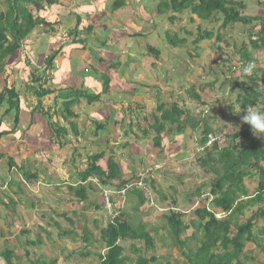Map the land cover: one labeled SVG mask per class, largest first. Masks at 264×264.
<instances>
[{
	"label": "rangeland",
	"instance_id": "1",
	"mask_svg": "<svg viewBox=\"0 0 264 264\" xmlns=\"http://www.w3.org/2000/svg\"><path fill=\"white\" fill-rule=\"evenodd\" d=\"M241 1L246 4L244 14L264 18V0ZM27 6L35 12L33 5L27 4ZM7 7V0H0V11H5ZM48 9L52 10L50 18H54L55 13H53L52 6L45 9L47 14H49ZM84 9L87 7L85 6ZM154 13L158 14L157 11ZM34 14L39 15L37 12ZM178 14L181 15V20L174 22L176 23L174 25L177 26L176 30L179 29V26H185L190 31L186 44L173 49L171 54L174 58L172 57V59L175 62L177 59L179 60L175 63L177 74H183L187 68L192 73L193 78L190 75L189 77L193 80V87L186 93L183 92L184 86H180L178 89H182L178 94L171 87L172 89L169 90L171 96L160 93L159 103L165 104L167 109L177 103L184 111V115L182 117L183 124L179 127L181 130L174 126H172L173 131L165 130L161 134L162 139L159 147L155 146L154 137L156 134L149 127L152 121L146 119L154 115L155 104L144 101L146 105L143 108V102L140 103L142 108L139 112L136 111V115L141 114L139 121L142 125L131 128L130 131V126L127 123L131 119V114L127 110L128 105H134V101L121 102L120 107L119 102L113 103L114 101L110 99L112 96L107 97V95H101L104 105L101 102L93 101L95 109L92 107L93 102L89 104L86 99L83 102L84 107L87 106L88 110H93V115L99 105L105 106L102 108L103 111H106L104 120L99 119V121L106 122L109 131L106 128L101 132L102 138L99 142H89L91 136L95 137L93 133L97 129L96 122H94L95 124L90 122L81 124L82 120L78 122L81 126L84 125L83 134L88 140L79 141L78 138L76 141L77 137L73 138L75 134L73 129H70V124V130L66 136L57 135L52 130L50 134L45 133L44 139L19 136L13 140L18 142V145L12 149L8 142L15 135L13 137L3 136V139L8 140L5 144L6 147L9 146L2 149V151H6L2 157L4 167L6 169L9 167L8 161L11 156L7 154L11 153L16 157L21 168L18 172L14 171L10 175L12 178L9 175L6 176L7 179H10L12 187L5 183L0 185V191L3 192L0 197V264H44V262L50 264H100L99 254L107 252L106 244L101 239L102 231L113 216L119 215H122L124 221L145 228L153 243L152 246H149L142 239L120 241L124 248V255L128 257L126 264H136L139 256L155 257L156 261L151 264H186L188 259L186 254L190 253L189 250L196 251L202 239V232L199 227L200 219L195 215L194 210L205 206L214 208L209 193L215 175L201 165L202 159L206 156V150L200 145L204 126L207 124L212 129L207 142V147L210 149L214 142L220 147L228 145L233 134L246 124L240 120V115H243L244 112L236 115L233 113V107L229 105L234 104L237 108L246 109L241 104L244 91L241 87H237L235 90L231 88L236 83H246L250 88L264 89V47L256 49L250 43V40H256L258 37L259 21L250 24L230 23L222 28V17L213 21H200L196 16L193 18L192 13H189L188 10ZM61 15L62 17L59 18L61 24L54 23L57 30L62 34L70 32L75 24L74 20L64 16L63 13ZM72 18L74 19V17ZM162 23L163 30L170 27L168 22ZM174 25L171 27L173 28ZM43 29L47 30L43 25L35 28L36 37L26 38L22 43V49L9 60L8 67L11 70H8L11 75L8 76L7 84L13 85L18 91L21 107L19 113L23 107L34 105L40 99L37 92L35 94L32 90L33 84L37 86L40 84V82L31 79V76L36 72L34 67L39 66L40 70L45 69L43 68L44 55L47 52L57 51L62 44L60 42L62 34H58V32L54 36L56 40L54 37L47 39L42 36L41 41H38L37 38L43 34ZM204 30L212 31V38L205 39L198 45L194 44L193 40L198 33ZM48 33L51 32L47 31L46 34ZM181 33H183L182 30ZM179 36L180 38L184 37L181 34ZM49 37L51 36L49 35ZM27 39L29 42L26 41ZM29 49L33 55L29 53ZM28 55L32 58V64ZM253 60L255 68L251 75L245 74L243 68L232 69L233 62ZM75 62V59L71 61L72 64ZM77 65L78 63L74 64V71L77 75H81L79 69L77 70ZM91 68L96 70L94 65ZM32 71L34 72L32 73ZM69 75V72L65 71L62 76L68 78V85L71 86ZM83 75L88 76V73L83 72ZM74 78L76 81L77 77ZM160 82L165 85V77H162ZM46 83L44 88H49L50 85ZM66 91L68 89L64 90V92ZM50 94L41 97V103L54 104L55 101V108L59 106L60 111L67 114L61 100L56 101L54 94L49 96ZM221 96L228 104L218 98ZM147 98L151 100L149 97ZM41 103L39 106L42 105ZM78 108L79 105L75 109ZM131 108H133L132 105ZM5 109L6 106L0 108V128L8 125L7 120L13 119L14 121V112L4 115ZM38 110L41 118L44 117L45 120H48V116L45 115L47 112L40 108ZM48 112L52 114L50 110ZM157 115L159 116L160 113ZM78 116L76 120L80 117ZM50 117L53 120V116ZM67 117L74 118V116L66 115ZM133 120L131 119V121ZM194 120L200 122L195 129L191 125ZM12 127L14 128L15 125ZM145 130L147 133H144ZM131 134L135 136L132 137ZM21 139L24 140L21 141ZM14 145L15 143H12V146ZM98 153L104 154L98 161L104 169H107L108 158L113 157L120 165L121 172L125 177L123 180L126 182L149 168L154 169L155 166L157 170L154 169V172H151L148 180L151 189L150 195L154 198L155 203L150 205L146 199L143 205H138L137 194L134 193L135 191L129 190L121 203L114 208V210L117 209L116 212L114 213L113 210L110 214L105 208L101 196V187L104 185L97 178H91L84 185L87 188V195L82 200L75 190L81 186L79 185V174L88 166L91 161L90 156ZM159 167L161 168L159 169ZM34 171L36 176H32ZM26 173L32 177L28 178ZM244 183L249 194H253L258 185V176H255L254 179L247 177ZM257 208V205L250 207L242 215L233 219L232 230H235L240 223H244L256 212ZM215 211L218 218L224 216L221 210L215 209ZM172 213H181L183 221L188 225V228L180 235V239L186 242L184 248L179 246L169 227L167 218ZM263 230L264 216L259 214L254 220L252 229L258 246L261 243L264 244ZM258 246L254 242H247L240 257L242 262L263 264L260 256L264 257V251ZM5 250L11 251L10 262L4 259L2 252Z\"/></svg>",
	"mask_w": 264,
	"mask_h": 264
},
{
	"label": "trees",
	"instance_id": "2",
	"mask_svg": "<svg viewBox=\"0 0 264 264\" xmlns=\"http://www.w3.org/2000/svg\"><path fill=\"white\" fill-rule=\"evenodd\" d=\"M7 3V9L0 11V108L6 106L4 115L14 112L16 127L20 121L19 110L21 107L17 89L13 85L7 84L8 76L11 75V68L8 67L9 60L22 49L23 41L35 28L40 25L51 26V23L42 14L49 6L60 4L59 0H7ZM27 4L33 5L35 12L39 15H35V12L30 10ZM119 6L120 4L117 3L116 7ZM245 8L246 4L241 0H164L158 4L157 10L159 13L166 11L175 13L169 18L171 20L177 19L176 14L183 13L185 10H188L192 16H196L200 21H213L222 17V28L230 23L250 24L259 21L258 37L256 40H250V43L256 49L264 47V18L244 14ZM212 35V31L204 30L198 33L193 43L198 45L201 41L212 38ZM166 39L173 47L181 46L185 42V39L179 38V35L177 36L171 31L167 32ZM150 49L152 48L150 47ZM57 53L58 50L45 57L43 67L45 69L41 71L45 70L46 72L48 70ZM158 53V51L153 50V54L156 56H159ZM242 62L247 63L248 61ZM34 70L38 72L40 68L34 67ZM32 78L40 82L36 92L40 98L38 103H41V97L51 93V90L44 88V83H42L43 78H48V74L43 73L40 76L33 74ZM108 87L109 81L106 76H103V89L98 94H91L86 90H71L65 97L67 100L63 103L67 115L74 116L71 107L77 103L78 99L83 97L88 102L99 100L101 94L108 91ZM237 87H241L244 91V95L241 97L242 107L247 108L248 104L258 102L264 108V89H253L246 83H236L231 89L235 90ZM156 112L160 115H153V123L149 127L155 132L154 144L159 147L162 139L161 134L165 130L173 131L172 126L178 129L183 124L184 111L177 104H174L170 109L161 104L157 107ZM45 115L48 116V125L57 135L68 133L66 127H61L59 123L51 120L48 113ZM199 123V121L194 120L191 125L195 129ZM70 127L75 129V124L70 123ZM211 132L212 129L205 124L200 145L206 150V156L202 159L201 165L215 175L209 193L214 209L208 210L207 207H203L194 210L195 215L200 219L199 227L202 232V239L196 251L193 252L190 249V253L186 254L188 258L186 264H244L240 257L245 244L247 242L256 243L252 231L254 220L259 214L264 216V138L254 136L250 126L245 124L233 134L228 145L220 147L214 142L209 149L207 142ZM9 133L11 130L7 126L0 128V139ZM144 133H147V130ZM59 145L62 147L61 142ZM103 156V153L90 156L91 161L88 166L79 174V185L81 186L75 190L82 200L87 195V188L84 185L90 178H97L103 185H106L112 184L114 180H120L122 177L121 168L112 156L107 160V169L98 163ZM2 157L3 153L0 152V159ZM8 163L10 167L14 166V158L10 157ZM26 175L28 178L33 175L36 176V174L30 176L28 173ZM255 176H258V185L254 193L249 194L244 180L247 177L254 179ZM134 193L138 196V205H143L146 201L144 193L140 190H136ZM256 205L258 206L256 212L244 223L236 226L235 230H232L233 219ZM215 209L221 210L225 215L218 218L215 215ZM167 219L174 238L179 246L184 248L186 242L180 239V235L188 228V225L183 221L181 213H172ZM101 239L106 244L107 252L99 254L100 264H126L128 257L124 255V248L120 244L122 240L142 239L147 245H153L152 238L145 228L124 221L122 215L117 216L107 225L102 231ZM262 249L264 251V248ZM2 254H4V259L10 262L11 251L5 250ZM155 261V257L139 256L136 264H151Z\"/></svg>",
	"mask_w": 264,
	"mask_h": 264
},
{
	"label": "crops",
	"instance_id": "3",
	"mask_svg": "<svg viewBox=\"0 0 264 264\" xmlns=\"http://www.w3.org/2000/svg\"><path fill=\"white\" fill-rule=\"evenodd\" d=\"M162 1L164 0H59L60 5L52 6L55 19L50 18V12L52 10L49 11L50 9H48L49 14L45 11L42 16L51 23V26H44L47 30L43 29V34L39 35V38H37L38 41H41L42 36L50 39L57 34L56 32H58V34L61 33V31L57 30L56 24H54L60 22L59 18L62 17V15L60 16L61 13L75 22L70 32L61 33V47L58 49V53L48 70L46 72L40 70L34 73L35 75L38 74V76L43 73L48 74V78H43L42 83L45 84L47 82L50 85L49 88L53 93L49 96L54 94L55 100L57 101L60 99L63 105L64 101L67 100L65 97H67V94L71 90H86L91 94H98L103 89V76H106L109 81L108 91L101 95H107V97L112 96L110 99L114 101L113 103L119 102L120 107L122 104L121 102L126 100L134 101V105L131 104L133 108H131V105H128L127 110L128 113L131 114L130 118L134 119L133 121H131V119L128 120L127 123L131 131V128L142 125L139 121L141 114L136 115V111L138 110L139 112L142 108L141 102H143V108L146 105L144 101H149L150 103H154L157 109L159 105L163 104L158 101L160 93L163 95H170L169 90L172 89L171 87H173L178 94L181 93L180 90L182 89H178V87L184 86L183 92L187 93L188 90L193 87V80L190 79V77L193 78V75L187 70L188 68L183 74H177L175 72V63L179 60L177 59L176 62L173 61L172 57L174 58V56L171 53L174 48H180L186 44L189 36L188 31L190 30L185 26H179V29L176 30L177 26L174 25L176 24L174 22H176V20H181L180 14H176L177 19L171 20L169 18L175 13L170 11L164 13L158 12V4ZM117 3L120 4L119 7H116ZM85 6L87 9H84ZM154 11H157L158 14H155ZM165 14H167V16L164 17ZM72 17H74V19ZM192 17L194 18V16ZM162 22H168L170 27L163 30ZM179 24L181 25V22ZM173 25L174 27L172 28L171 26ZM181 30L183 33H181ZM47 31L51 32L48 33L51 37L46 34ZM170 31L174 32L175 35L177 34V36L179 34L184 35L182 39H185V42L178 47L170 45L166 39V34ZM35 32L36 31L33 30L27 38L31 36L36 37ZM54 39L56 40L55 37ZM26 41L29 42V39ZM150 47L152 49H150ZM153 50L158 51L159 56L153 54ZM29 53L33 55L31 49H29ZM50 53L51 52H47L44 56L46 57ZM28 58L32 64L31 56L28 55ZM73 59L76 60L75 63H78L77 70L79 69L81 75L75 73V63H71ZM180 63H182V61H180ZM92 65L96 67V70L91 68ZM65 71H68L70 74L72 87L68 85V78L62 76ZM33 72L34 71H32V73ZM83 72L88 73V76H84ZM74 77H77L76 81H74ZM162 77H165V85H162L160 82ZM168 78H170L169 81H167ZM31 79H33L32 76ZM180 79L181 81H179ZM65 88L68 89V91L64 92V90H66ZM36 89H38V86L33 84L32 90L35 94ZM147 97L151 100H148ZM101 98L100 96V99L96 101L104 105ZM84 99L86 98L82 97L78 99L77 103L71 107V112L73 111L75 113L74 118H66L67 114L60 111L59 106L55 108V101L54 104L42 103V105L39 106V103L36 102L34 105L31 104V106L23 107L22 111L19 113L20 121L16 128L12 127V125H15L13 124V119L11 121L7 120V127L11 130V133L5 136L13 137L15 135V137L9 142L2 137L0 139V152H6L2 151V149L6 147V142L9 143L10 149L16 147L18 142L13 140L19 136H32L37 137L35 139H44L45 133L50 134L51 127L44 117L41 118L38 108H40V110L44 109L48 114V110H50L53 115H49L53 116V120L56 123L59 122V126L66 127L67 130L73 129V127L69 129L70 123L75 124V129H73L75 135L73 138L75 139V137H77L76 141H78V138L79 141L88 140L83 134L85 130L84 125L81 126V124H84V122L95 124L94 122H96L95 125L97 129H95L93 133L95 137L91 136L89 142H99L102 138L101 132L105 131L106 128L109 131L108 124L99 121V119L104 120L106 111H103L102 108L105 106L99 105L98 110L93 115V110H88L89 108L86 105V107H84ZM92 102L88 103L91 104ZM77 105H79V108L75 109ZM94 105L93 102V109H95ZM163 105L165 106V104ZM177 105L180 106L179 104ZM87 114H89L88 117ZM154 114H157L156 110ZM77 116L79 118L76 120ZM152 117L146 119L152 121ZM107 119L109 120V117ZM146 119L144 120L145 123L147 121ZM80 120H82V123L80 122L81 124L78 122ZM152 123L153 121L150 125H152ZM67 134L68 133L63 134V136ZM131 135L132 137L135 136L134 134ZM70 137L72 138V136ZM97 137L99 139H96ZM23 140L24 139H21V141ZM12 143H15V145L12 146ZM8 147L9 146L6 148ZM7 155L14 158L15 165L14 167H8L6 169L4 167V162H2L3 159H0V185L5 183L7 186H10V179H7L6 176L9 175V177L12 178L10 175L14 173V171L18 172L17 168H19L18 166L20 164L11 153ZM32 173H35V171ZM2 195L3 192L0 191V197ZM254 244L258 246L257 243ZM258 247L262 249L264 248V244L261 243ZM260 259L264 264V257L260 256ZM244 264L252 263L247 262Z\"/></svg>",
	"mask_w": 264,
	"mask_h": 264
},
{
	"label": "clouds",
	"instance_id": "4",
	"mask_svg": "<svg viewBox=\"0 0 264 264\" xmlns=\"http://www.w3.org/2000/svg\"><path fill=\"white\" fill-rule=\"evenodd\" d=\"M236 62H242V61H236ZM236 62H233L232 63V66L234 63ZM250 62H253V63H249L246 67H244L243 71L245 74H248V75H251V73L253 72L254 68H255V62L254 61H250ZM233 69V68H232ZM220 98L224 103L225 100L223 98V96L221 97H218ZM228 104V103H226ZM233 107V113L236 114V115H240V113L243 111L244 114L243 115H240V120L242 123H246L250 126V130L251 132L253 133L254 136L258 137V138H264V108L261 107V105L257 102L256 104H248L247 105V108L242 110L241 107L240 108H237L234 104H229ZM238 127V126H237ZM239 129V127H238ZM10 167V166H9ZM14 167V166H12ZM19 168L20 165L18 166ZM11 168V167H10ZM19 168H17L19 170ZM161 167H159L160 169ZM153 169V168H152ZM154 169H156V167L154 166ZM153 169V170H154ZM83 171V170H82ZM32 174H35V173H32ZM125 177L124 175L122 174V177L120 178V180H114L113 183L111 184H106L104 186L101 187V190L103 187L105 186H111V187H116V186H120L124 183H126V180H123ZM91 179V178H90ZM89 179V180H90ZM131 181V180H129ZM128 182V181H127ZM84 184V183H83ZM136 190H140L142 191L141 189H137V188H134L132 189L131 191H136ZM129 191V190H128ZM143 192V191H142ZM144 193V192H143ZM127 194V193H126ZM145 195V193H144ZM102 196V195H101ZM126 196V195H125ZM146 197V196H145ZM125 198V197H124ZM123 198V199H124ZM147 199V197H146ZM103 200V199H102ZM122 200H117V199H114V203H115V207L112 208V211L110 212L106 205H105V208L110 212V214L113 212L114 208L117 207V205H119L121 203ZM104 203V202H103ZM206 207V206H205ZM208 210H211V209H214V208H209L207 207ZM117 209L114 210V213L116 212ZM215 212V215L217 216V212L214 210ZM222 212V211H221ZM118 213H119V210H118ZM224 214V213H223ZM225 215V214H224ZM117 216H113L112 220L110 222L113 221L114 218H116Z\"/></svg>",
	"mask_w": 264,
	"mask_h": 264
},
{
	"label": "built area",
	"instance_id": "5",
	"mask_svg": "<svg viewBox=\"0 0 264 264\" xmlns=\"http://www.w3.org/2000/svg\"><path fill=\"white\" fill-rule=\"evenodd\" d=\"M249 63H253V62H247V63L236 62L233 64L232 68L233 69H236V68L244 69V67H246ZM204 112H207V110H204ZM151 172H154V170L152 168H149L145 172L139 175L137 174L135 178H133L131 181H128L120 186L103 187L101 190V195H102L103 202L106 205L107 209L111 212L112 208L115 207L114 199L122 200L125 197L128 190H132L134 188L141 189L145 193V196L148 199V203L150 205H153L155 202H154V198L150 195L151 189L148 183V180L151 176Z\"/></svg>",
	"mask_w": 264,
	"mask_h": 264
}]
</instances>
